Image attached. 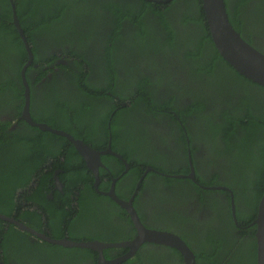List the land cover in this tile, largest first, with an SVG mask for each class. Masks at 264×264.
I'll return each instance as SVG.
<instances>
[{"label": "trees", "instance_id": "obj_1", "mask_svg": "<svg viewBox=\"0 0 264 264\" xmlns=\"http://www.w3.org/2000/svg\"><path fill=\"white\" fill-rule=\"evenodd\" d=\"M195 2L202 10L198 11V15H201L198 19L200 29L197 28L199 37L192 41L193 48L187 53L195 60H190L189 68L186 66L185 69L178 68L169 76L168 80L172 78V83L168 84V90L165 91L162 99L157 94L156 100L154 92L146 89V84L152 83V77L144 75L142 69H137L135 66L133 70L123 68V60L118 63V58L113 57L118 49V46H115L116 41L113 40L108 41V49L111 47L112 49L107 57L108 75L105 73L102 76L103 80H100L102 66L98 64L102 60L101 56L94 54L92 58L87 59L74 50L67 52V59H73V62L69 60L68 64L59 65L68 71L67 78L64 81L58 79L57 85L47 84L42 94L33 91L32 81L28 76L32 65L26 66L30 55L14 23L13 3L11 0H0V212L17 216L18 220L21 218L24 221L28 220L29 216H34L41 223V214L37 210L23 209L24 201L34 200L43 212L48 213V224L61 229L60 234L51 236L64 237L68 234L70 239L76 241L83 240L84 237L89 238L86 233L77 235L72 232L71 214L66 209L70 204L69 194L61 195L56 192L55 197L66 205L61 211L69 213L68 216L61 218L59 215L52 216L45 205L48 186L44 180L53 179L56 170H66L60 174L61 179L87 177L93 180L94 175L85 166L84 160L77 162L80 164L79 167L73 169L71 161L79 158L78 152L65 136L41 130L22 118L25 101L22 70L26 66L25 77L31 88L30 111L35 121L46 122L53 128L65 130L99 149L105 147L108 140L112 139V147L121 145L119 149L130 163L132 157L135 158L134 164L144 162L140 159L143 153L139 151L138 146L141 145L148 129L143 132L140 117L152 112L172 117L176 129L182 133L180 138L184 140L191 138L189 145L193 154L199 149L193 146L194 136L202 135L206 142H218L216 149L218 153L215 156L222 158L220 166L227 172L236 171L231 183L219 182V184L233 189L237 217L245 228L232 237L231 234L235 232L236 227L234 225L229 230L233 223L230 214L228 219L224 220L226 235L228 234L224 241L217 240L210 234H204L201 236L202 240L206 238L203 246L196 249L191 242L190 244L185 238L183 239L195 253L196 264H257L256 225L252 222L257 217L258 204L264 191V87L242 75L223 58L212 39L205 10L202 8L203 1L195 0ZM225 2L233 26L242 36L245 33L250 38L246 39L243 36L244 39L264 52V45H254L252 40L253 34L264 37V0H225ZM14 3L35 62L41 63V66L50 64L49 59L53 55L49 58L47 55L37 53L33 33L37 32L41 35L44 31L47 36V31L54 29V16L51 19L47 18V11L52 4L49 0H14ZM161 23L162 27L166 25L172 31L165 19H161ZM256 25L258 26L250 29ZM39 58L42 59L38 60ZM97 68H99L98 75L94 77L91 74ZM183 69L184 73H181ZM46 73L47 71L42 67L39 79L46 76ZM91 76L93 79L90 78ZM161 81H164L163 77ZM157 85H159L158 81ZM136 86L140 88L134 90ZM171 92L172 96L169 97ZM222 93L234 94V111L225 109L216 116L215 108H209L207 102H212L213 106L217 107ZM187 94H193L195 100L180 106L179 99ZM228 99L227 97L224 102ZM126 100H131L130 108L123 106ZM6 112L7 117L11 119H3ZM193 116L197 119L194 124H190V118ZM15 122L17 124L13 126ZM123 126L129 128L128 132ZM207 147L211 157L215 148ZM131 148L137 150L139 155L135 153L131 155ZM104 158L106 159V156ZM117 161L120 165L119 169L123 171L125 169L123 162ZM209 162L212 163L211 160ZM153 165L156 167L154 163ZM156 168L164 173L169 172L164 165L157 164ZM113 171L115 176L122 172ZM144 171H146L145 167H139L138 175H142ZM180 171L187 172L183 168L176 174ZM36 178L40 179V183L32 189ZM204 183L211 185L206 181ZM113 202L119 206L115 201ZM56 220L57 223L54 225ZM29 237L34 235L19 229L11 222L0 219V249L3 251L0 252V258L8 262L6 252L18 253L9 243L14 242L13 246L20 248L25 242L30 243ZM99 238L104 239L103 236ZM39 245L40 250L63 248L60 245L48 244L44 240ZM63 249L73 256L77 264L84 263L92 252L89 248L80 247ZM145 261L147 264H184L183 255L175 248L169 255H164L158 260L157 256L144 260L140 254L130 260L137 264H146Z\"/></svg>", "mask_w": 264, "mask_h": 264}, {"label": "flooded vegetation", "instance_id": "obj_2", "mask_svg": "<svg viewBox=\"0 0 264 264\" xmlns=\"http://www.w3.org/2000/svg\"><path fill=\"white\" fill-rule=\"evenodd\" d=\"M49 3L52 6L47 11V18L51 19L54 16V29L48 30L47 36L44 31L41 32V35L37 32H34L33 35L37 53L47 55L49 58L53 56L49 59L50 64L47 63L45 66L35 62L34 57L30 63L29 57L27 62V66L32 65L28 73L32 81L31 88L38 94L43 93L47 84L57 85L58 79L64 81L67 78L68 71L59 65L68 64L69 60L73 62V59H67V52L74 50L83 54L87 59L92 58L94 54L101 56L102 60L98 64L102 66L100 80H103L102 76L105 73L108 75L106 72V68L109 66L107 57L112 49V47L108 49L109 40L116 41L115 46H118V49L114 52L113 57L118 58V63L123 60V68L133 70L136 67L142 69L144 75L152 77V83L146 84V89L154 92L156 100L157 94L162 99L165 91L168 90V84L172 83V78L168 80L169 76L178 68L181 69L185 66L189 68L190 60H195L187 55L193 48L192 41L199 37L197 28L200 29L198 19L201 15H198V11L200 12L201 8L195 0H49ZM161 19L166 20L172 31L166 25L162 27ZM86 32L87 35H85ZM243 36L246 39L249 38L245 33ZM252 40L254 45H264V37L257 34L252 35ZM42 67L47 73L46 76L39 79ZM74 69L78 70L77 67ZM184 69L181 70V73H184ZM98 71L99 68L95 69L91 75L97 77ZM137 71L139 73V70ZM162 77L164 81H161ZM157 81L159 85H157ZM139 88L136 86L134 90ZM172 92L169 93V97L172 96ZM221 96L217 107L213 106L212 102H207L209 108H215L216 116L225 109L234 111V94L222 93ZM227 97L228 101L224 102ZM193 100H195L194 95L187 94L179 99V103L180 106H183L190 104ZM130 105L131 100H126L123 103L125 107L130 108ZM7 116L6 112L3 119H11ZM196 119L195 116L191 117L190 124H194ZM140 121L144 128L143 132L148 129L141 145L138 146L139 151L143 153V157L140 156V159L144 160L142 164H134V157H132L131 163L128 162L119 149L121 145L112 147V139L108 140L105 147L99 149L73 135L91 148L103 153L99 162L92 158L86 160L75 147L79 158H74L71 161L73 169L79 167V163L84 160L85 166L94 175L93 180L87 177L61 179L60 174L66 171L62 169L55 171L53 179L44 180L48 186L46 187L45 205L49 208L51 215H59L61 218V216L71 214L72 232L77 235L86 233L89 237H84L83 240L77 242L97 241L112 244L126 242L137 235L138 229L129 211L111 195L112 192L119 199L125 201L133 199V205L145 227L175 233L182 239L185 238L187 242H191L192 244H190L196 249L203 246L206 238L202 240L201 236L204 234H210L221 241L226 239L228 234L226 235L224 220H227L230 214L233 223L229 230L234 225L236 227L231 236L235 237L240 233L245 227L237 217L234 191L227 185L219 184V182L231 183L236 171L229 170L227 172L220 166L222 158L215 156L218 153L216 150L218 142H206L204 136H194L193 146L199 149L193 154L189 145L191 138L187 140L180 138L182 133L176 129L172 117L152 112L149 115L144 114V117L141 116ZM16 124L15 122L13 126ZM174 127L175 129H173ZM124 129L128 132L129 128L124 127ZM206 145L211 149L215 148L211 157ZM130 151L131 155L134 153L139 155L137 150L131 148ZM117 160L123 162L125 166L123 171L119 169L120 165ZM210 160L212 163L209 162ZM212 160H216L217 164ZM153 163L156 167L157 164L164 165L169 172L164 173L158 170ZM88 164L98 169V176ZM139 167L146 168V171L140 176L138 175ZM183 168L187 172L180 171L176 174ZM113 170L122 172L115 176ZM159 180L163 182L160 183ZM204 181L211 185L205 184ZM39 183L40 179L36 178L32 189H35L34 187ZM90 183L91 185H88ZM56 192L61 195L69 194V206L64 205L59 199H55ZM51 201H53L52 204ZM23 205V209L37 210L41 214V223L34 216H29L25 221L21 218L18 220L17 216H8L26 225L29 224L28 226L31 225L30 227L37 233L44 234L49 238L68 239L76 242V240L70 239L68 234H65L64 237L51 236L60 234L61 229H57L53 224L52 227L48 224V213L43 212L34 200L24 201ZM65 206L69 211L68 214L61 211ZM62 219L64 221V218ZM56 223L57 220L54 221V225ZM12 224L18 226L16 223L12 222ZM63 227H65L64 224ZM18 228L21 229L19 226ZM31 234L34 237H29L30 243L25 242V245L20 248H15L14 242L9 243L18 253L6 252L9 261L5 262L3 258H0V264H77L74 262L73 256L63 249L75 246L57 244L46 241L34 233ZM99 236H103L104 239ZM43 240L48 244L60 245L63 248L40 250L39 244ZM91 250L90 258L82 264H100L102 258L107 261L118 260L127 256L130 248L111 246L104 248L102 253L98 250ZM172 250L173 247L169 245L145 242L134 255L115 264H137L130 260L138 254L144 260L154 256H157L158 260L164 255H169ZM0 252L3 251L0 249Z\"/></svg>", "mask_w": 264, "mask_h": 264}, {"label": "water", "instance_id": "obj_3", "mask_svg": "<svg viewBox=\"0 0 264 264\" xmlns=\"http://www.w3.org/2000/svg\"><path fill=\"white\" fill-rule=\"evenodd\" d=\"M14 7V23L17 26L20 34L25 42V45L28 49L30 60L34 57L30 44L27 41L24 30L21 27L19 18L15 11L14 0H11ZM203 8L206 14L207 24L210 29V33L214 43L220 52V54L225 58L238 72L252 80L253 82L262 85L264 87V52L257 49L251 43H249L241 33L233 26L230 21L226 2L225 0H202ZM27 66V65H26ZM26 66L22 70L23 82L25 84L24 92V105L22 118L25 119L30 125L39 127L44 131H51L56 134H60L68 138L76 147V149L85 157V159H93L94 161L99 162L100 156L103 152L97 151L85 142L80 139L75 138L71 133L56 129L50 126L46 122L35 121L32 117L30 107H31V97H30V85L25 77ZM89 165V164H88ZM90 166V165H89ZM91 167V166H90ZM93 168V167H91ZM96 176H98V169L93 168ZM111 195L125 208L129 211L134 220L136 227L138 229L137 235L126 242L121 243H105V242H75L68 239H52L44 234L37 233L33 228L26 225L23 222L15 220L2 212H0V219L6 220L8 222L16 223L21 229L34 233L35 235L57 244L65 246H75V247H85L93 250H98L102 253V250L111 246H127L130 248L129 254L121 259L107 261L101 259L100 264H115L128 258L136 253V251L142 246L145 242L160 243L169 245L173 248H176L183 255L184 264H196L195 253L191 247L177 234L172 232H167L164 230H156L145 227L137 214V211L133 205V199L125 201L119 199L111 192ZM253 225H256V240H257V264H264V191L260 198L257 217L253 222Z\"/></svg>", "mask_w": 264, "mask_h": 264}]
</instances>
